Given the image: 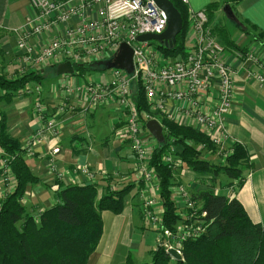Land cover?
Wrapping results in <instances>:
<instances>
[{
	"label": "crops",
	"instance_id": "1",
	"mask_svg": "<svg viewBox=\"0 0 264 264\" xmlns=\"http://www.w3.org/2000/svg\"><path fill=\"white\" fill-rule=\"evenodd\" d=\"M212 4L216 8L210 15L208 25L224 48L221 60L234 72L233 98L225 118L229 137L222 146V152L229 153L238 144L246 150L251 166L242 173L245 180L231 197L226 184L234 180L230 181L223 174L218 176L212 190H215V194L238 200L252 223L264 225V84L259 85L246 78V71H256L257 66L244 64L241 57L245 52L253 53L264 63V47L246 33L250 31L264 41V0H187L186 6L196 11L207 10ZM226 5L230 7L231 15L224 11ZM32 15L28 0H0V75L8 79L32 71L20 61L21 52L17 49L26 18ZM234 20H239L248 30L238 27ZM76 23L78 21L72 19L68 24L57 25L39 36L29 37L28 43L36 53L60 36L67 26ZM190 38L186 26L183 47L190 42ZM157 54L159 61L173 58L164 57L158 49ZM111 60L105 58L87 62L106 66L102 70L88 69L79 75H57L46 86L42 84L46 72L55 73L59 64H42L35 70L40 71L42 79L25 86L31 92L26 93L23 88L10 104L1 102L0 113L6 117L9 135L24 150V160L31 173L39 180L37 184L27 186L20 201L27 211L33 215L50 208L56 203L54 193L66 186L93 185L97 189V198L107 190L129 187L130 192L119 214L109 211L101 213V237L88 258V264L150 263L151 253L157 245V233L140 213L142 180L137 173L134 155L123 137V112L112 102L84 110L78 104L77 97L66 96L62 88V85L74 86L87 81L106 82L113 68ZM89 71L92 75L88 74ZM36 88L39 90L36 91ZM208 99V106L212 105L215 93L210 92ZM37 101L42 105L40 113L34 110ZM168 110L172 119L154 114L162 128L161 122L166 120L179 128L200 131L191 120H186L177 102L169 101ZM50 120L55 122V136L45 131L46 123ZM143 139L148 141L151 152L157 147L158 143L147 130ZM54 148L59 149L55 155L51 153ZM173 149L176 152L181 150L179 145H173ZM82 170L89 171L92 178L89 180ZM174 178L190 192L204 188L199 183L203 177L191 170L175 171ZM3 189L0 183V196ZM180 209L175 228L184 223ZM157 210L162 214L161 202Z\"/></svg>",
	"mask_w": 264,
	"mask_h": 264
},
{
	"label": "built area",
	"instance_id": "2",
	"mask_svg": "<svg viewBox=\"0 0 264 264\" xmlns=\"http://www.w3.org/2000/svg\"><path fill=\"white\" fill-rule=\"evenodd\" d=\"M182 2L187 4V0ZM28 3L33 15L26 18L17 49L21 52L20 61L32 71L47 62L60 64L69 61L74 65L113 59L122 43L132 49L131 73L113 67L106 82L87 81L74 86L62 85V88L66 96L75 95L84 110L112 102L123 112V137L134 155L137 173L142 180L140 213L157 233L155 249L161 248L167 253L171 248L182 258L183 244L202 236L211 221L205 219V212L200 210L187 189L177 182L170 191L175 205L181 208L184 223L174 231L163 227L161 214L156 211L160 204L159 183L149 166L151 150L143 136L145 124L155 119L154 114L172 119L168 113V102L173 100L180 104L186 120H191L222 152V146L229 137L225 118L233 98L234 72L221 60L224 48L208 25L207 11L188 9L187 30L191 38L183 47L182 57L159 61L155 42L136 41L139 35L161 34L166 28V15L154 0H28ZM72 19L78 23L67 26L60 36L35 53L28 43L29 37L39 36L57 25L68 24ZM241 57L244 64L257 66L256 71H246V78L259 85L264 84V63L253 53L245 52ZM133 85L139 88L146 101L144 108L136 105ZM24 91L28 93L31 89L24 87ZM210 92L215 93V99L208 106ZM34 110L36 113L42 110L39 101L35 103ZM45 131L55 136V122L48 121ZM58 151L54 148L51 153L55 155ZM231 153L226 152L224 156ZM8 159L0 150V183L4 188L0 200L15 185ZM162 161L170 170H180L181 160L174 156L173 141ZM82 172L89 180L92 178L89 171ZM238 185V180L230 183L227 187L229 197ZM35 220L38 221V217Z\"/></svg>",
	"mask_w": 264,
	"mask_h": 264
},
{
	"label": "trees",
	"instance_id": "3",
	"mask_svg": "<svg viewBox=\"0 0 264 264\" xmlns=\"http://www.w3.org/2000/svg\"><path fill=\"white\" fill-rule=\"evenodd\" d=\"M170 1L182 17L183 28L173 49L157 43L156 46L164 57L178 58L183 55L188 8L182 0ZM215 8V4L207 7L208 19ZM234 21L238 27L248 30L239 20ZM246 33L264 47L259 36L250 31ZM105 66L102 63L74 64L73 74L79 75L88 69L102 70ZM41 79L40 71H31L14 79L0 75V103L10 104L26 84ZM143 99L142 93H137L135 102L138 108L145 107ZM161 123L165 129L164 142L157 144L148 163L159 183L163 227L174 231L179 221L178 207L170 191L177 183L174 171L162 161L171 141L181 149L176 153L181 160L180 169L191 170L203 177L200 184L204 188L194 194L193 199L205 212V219L211 222L203 236L184 243L180 261L172 260L158 248L151 253L150 263L144 264H264V225L252 223L238 200L215 194L212 190L220 174L230 181L243 183L245 177L242 173L251 167L246 150L237 144L224 164L213 165L200 158L201 151L197 148L201 146V149L215 152V146L206 135L191 128H179L166 120ZM0 150L9 158V168L15 180L13 190L0 200V264H88V258L101 237V213L119 214L130 188L107 190L100 198H97V189L93 185L60 188L54 193L56 203L44 210L39 222H35L20 201L27 186L37 184L39 180L26 164L24 150L9 135L3 113H0ZM127 264L133 263L129 261Z\"/></svg>",
	"mask_w": 264,
	"mask_h": 264
},
{
	"label": "water",
	"instance_id": "4",
	"mask_svg": "<svg viewBox=\"0 0 264 264\" xmlns=\"http://www.w3.org/2000/svg\"><path fill=\"white\" fill-rule=\"evenodd\" d=\"M154 2L166 15V28L161 34L139 35L136 41H153L159 45H163L165 48L173 49L176 45V37L181 33L183 28L182 17L170 0H154ZM224 11L231 15L228 5L225 6ZM132 55V49L127 44L122 43L119 46L117 54L111 60V66L131 73L133 70ZM55 69L56 75L73 74L74 72V66L69 61L59 64ZM145 129L158 144L164 142L163 128L157 120L152 119L146 122ZM167 254L176 261L182 259L174 249H168Z\"/></svg>",
	"mask_w": 264,
	"mask_h": 264
},
{
	"label": "rangeland",
	"instance_id": "5",
	"mask_svg": "<svg viewBox=\"0 0 264 264\" xmlns=\"http://www.w3.org/2000/svg\"><path fill=\"white\" fill-rule=\"evenodd\" d=\"M83 72H85V71H83ZM107 73V72H106ZM85 74V73H84ZM88 74H90V75H92V72H88ZM58 76L54 73V72H52V71H47L46 72V75L44 76V78L42 79V84H43V86H46V85H49V83L50 82H52V81H54L56 78H57ZM138 90H139V88L136 86V85H133V87H132V92H133V96H135V98L137 97V93H139L138 92ZM140 91V90H139ZM134 98V99H135ZM197 132H200L201 133V131H197ZM198 148V150H200L201 151V153H200V158L202 159V160H206V161H208L209 163H211V164H213V165H218V164H222V163H224L225 162V156H223L224 154H225V152L223 151V152H220L219 150H218V148L217 147H215V152L214 153H212V151H207V150H204V149H201V146H198L197 147ZM176 151H174V156L176 157V158H179L177 155H176ZM180 159V158H179ZM199 183H201L200 181H199ZM201 190H203V189H200V190H192L191 192L190 191H188L189 192V194L191 195V198L193 199V195L195 194V195H197V193L198 192H200ZM214 193H216L215 192V190L213 191ZM219 193V192H218ZM7 195V194H6ZM198 206H199V204H198ZM179 209V208H178ZM157 211V213H159V211L158 210H156ZM178 211V213H179V210H177ZM42 214V212H40V213H36V214H33V218H34V220L36 219V217H38V221H36L35 220V222H39V217H40V215ZM160 214V213H159ZM210 225V224H209ZM208 225V226H209ZM207 229H208V227L206 228V232H207ZM205 232V233H206ZM204 233V234H205ZM203 234V235H204ZM202 235V236H203ZM201 237V236H200ZM189 241H193V240H189ZM187 242V241H186ZM184 245V244H183Z\"/></svg>",
	"mask_w": 264,
	"mask_h": 264
}]
</instances>
